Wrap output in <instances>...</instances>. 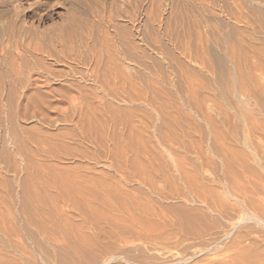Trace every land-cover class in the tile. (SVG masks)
Here are the masks:
<instances>
[{
    "label": "rangeland",
    "instance_id": "rangeland-1",
    "mask_svg": "<svg viewBox=\"0 0 264 264\" xmlns=\"http://www.w3.org/2000/svg\"><path fill=\"white\" fill-rule=\"evenodd\" d=\"M260 21L264 0H0V264H264V93L233 94L227 42L238 35L222 41L246 30L264 47ZM257 63L249 70L264 87ZM160 112L178 122H157ZM11 133L26 151L47 144L49 156L34 161L63 176L41 210L21 202ZM96 192L113 203L97 205Z\"/></svg>",
    "mask_w": 264,
    "mask_h": 264
},
{
    "label": "bare ground",
    "instance_id": "bare-ground-1",
    "mask_svg": "<svg viewBox=\"0 0 264 264\" xmlns=\"http://www.w3.org/2000/svg\"><path fill=\"white\" fill-rule=\"evenodd\" d=\"M240 3V2H239ZM235 9H237V8H235ZM239 9V8H238ZM237 12V11H236ZM238 15V14H237ZM243 15V14H242ZM256 15V14H255ZM241 16V15H240ZM240 18V17H239ZM257 18V17H256ZM250 19H251V17H250ZM250 19H246V20H250ZM253 19V18H252ZM254 20V19H253ZM256 20V19H255ZM263 20V19H262ZM257 22V21H256ZM255 22V23H256ZM246 25H247V22H246ZM251 26V25H250ZM259 26V31L262 33V34H264V22H262V21H260V25H258ZM252 27V26H251ZM250 29V28H249ZM246 31V30H245ZM244 30H241V31H237V32H232V34H228V36L226 37V38H224L222 41L223 42H227V40H230V38L232 37V36H236V35H238L237 37V40H236V44L234 45V43H230L229 44V42H227V45L229 46V59L228 60H230V63H232L233 64V67H232V69L229 71V70H227L226 71V75L229 77V78H233L232 80H234V82H235V86H236V88L235 89H232V92H233V94H235V95H238V96H249V95H254V94H259V96L260 95H262L263 93H264V87L261 85V84H259L258 83V81L255 79V78H253L251 75H252V73H251V70H249L250 69V67H253V68H257V65H258V63L257 62H264V47H262V46H260L259 44H258V42H257V37L255 38V37H253L252 36V34H250V33H248V31H246L245 32ZM257 31V30H256ZM255 31V32H256ZM253 32H254V30H253ZM254 34V33H253ZM236 38V37H235ZM191 41V40H190ZM189 41V42H190ZM219 41V40H218ZM196 43H197V45H199V46H201L202 48H207L208 47V42H207V39L205 38V39H203L201 36H199V35H197L196 36ZM219 45V44H218ZM262 45V44H261ZM182 46V45H181ZM200 47V48H201ZM95 48V47H94ZM188 48V47H187ZM186 48V49H187ZM194 48V47H193ZM104 50V49H103ZM203 50V49H202ZM182 52V51H181ZM126 53V52H125ZM128 53V52H127ZM183 53V52H182ZM96 54V53H95ZM94 54V55H95ZM129 54V53H128ZM127 54V55H128ZM184 54V53H183ZM204 54H206V58L208 59V57L212 60V61H216V62H218V63H221L222 64V59H219V58H216L215 57V54H213V53H211V52H209L208 50H206V52L204 51ZM42 55V54H41ZM108 56V55H107ZM184 56V55H183ZM224 57V56H223ZM36 58V57H35ZM115 58V57H114ZM128 58V57H127ZM198 58V57H197ZM124 59H126V58H124ZM179 59V58H178ZM203 59V58H202ZM255 59V60H254ZM95 60L98 62L99 60H100V58H99V56H97V55H95ZM114 60V59H113ZM113 60H111V61H113ZM116 60V59H115ZM210 60V61H211ZM179 61V60H178ZM209 61V60H208ZM254 61H257L256 62V64H255V62ZM44 63V62H43ZM99 63V62H98ZM112 64V63H111ZM209 64V63H208ZM253 64H255V65H253ZM114 65V64H113ZM182 65V64H181ZM184 65V64H183ZM210 65V64H209ZM246 66V68L245 67H243L244 68V71L241 69V66ZM253 65V66H252ZM38 66V68H42V66L40 65V64H38L37 65ZM259 66V65H258ZM108 67V66H107ZM205 67V66H204ZM178 68H181V67H178ZM263 68V67H262ZM122 69V68H121ZM124 69V68H123ZM183 69V68H182ZM258 69H260V67L258 68ZM117 70V69H116ZM187 69H185V71H186ZM207 70V69H206ZM94 71V70H93ZM179 71V70H178ZM188 71V70H187ZM186 71V72H187ZM40 72V71H39ZM41 72H43V73H47V69H43ZM111 72V71H110ZM14 73H16L15 75H17L18 76V74H19V71L18 70H15L14 68H13V71H12V74H14ZM18 73V74H17ZM119 73V72H118ZM126 73V72H125ZM264 73V72H263ZM262 73V74H263ZM121 74H122V71H121ZM188 74V73H187ZM215 74V73H214ZM260 74V73H259ZM48 75V74H47ZM189 76V75H188ZM120 78V77H119ZM122 78V77H121ZM124 78V77H123ZM120 80V79H119ZM223 80V79H222ZM41 81V80H40ZM128 81V80H127ZM200 81V80H199ZM216 81V80H215ZM196 82V81H195ZM248 83L250 84V85H248ZM124 84H126V83H124ZM221 85L223 84V83H220ZM225 84V83H224ZM231 85V84H230ZM131 86V85H130ZM224 88V87H223ZM232 88V87H231ZM8 89V88H7ZM193 89V88H192ZM38 90V89H37ZM39 90H40V88H39ZM155 90H156V88H155ZM186 90V89H185ZM188 90V89H187ZM210 90V89H209ZM229 90V89H228ZM12 93H15L16 94V92H17V88H11V90H10ZM231 91V90H230ZM155 92V91H154ZM188 92H190V91H188ZM8 93H9V91H8ZM33 93V92H32ZM35 93V92H34ZM10 94V93H9ZM80 94V93H79ZM155 94V93H154ZM189 95V94H188ZM187 95V96H188ZM28 96V95H27ZM192 96V95H191ZM189 97V96H188ZM171 98V97H170ZM192 98V97H191ZM232 98V97H231ZM87 99V98H86ZM174 99V98H173ZM252 100H254V99H252ZM171 101V100H170ZM33 103V102H32ZM35 104V103H34ZM87 104V103H86ZM91 104V103H90ZM152 104V103H151ZM171 104H172V102H171ZM262 104V103H261ZM94 105V104H93ZM163 105V104H162ZM103 106V105H102ZM264 106V105H263ZM7 107H9L8 105H7ZM94 107V106H93ZM161 107V106H160ZM170 107V106H169ZM91 108V107H90ZM174 108V107H173ZM243 108V107H242ZM95 109H96V107H95ZM106 109V108H105ZM153 109V108H152ZM94 110V109H93ZM157 110V109H156ZM162 110H163V108H162ZM177 110V109H176ZM247 110V109H246ZM90 111V110H89ZM154 111V110H153ZM158 111V110H157ZM4 112V111H3ZM2 112V113H3ZM10 112H12V111H10ZM99 112V111H98ZM172 112V111H171ZM15 113V112H14ZM90 113V112H89ZM92 113V112H91ZM161 113V112H160ZM168 113V112H167ZM156 114V113H155ZM182 115V114H181ZM86 116V118H87V115H85ZM143 116H144V114H143ZM180 116V115H179ZM254 116V115H253ZM92 117V116H91ZM104 117V116H103ZM183 117V116H182ZM255 117V116H254ZM150 118V117H149ZM251 118V117H250ZM163 119H165L166 120V123L167 124H172L173 122H174V120L175 121H177L176 120V118L175 117H173L172 115L171 116H163L162 115V113L161 114H159V117H158V120H156L157 122H159V121H162ZM180 119V118H179ZM208 123H210V124H212V117H210V116H205V118H204ZM86 120V119H85ZM91 120V119H90ZM95 120V119H94ZM251 121L250 122H252L253 120L252 119H250ZM256 120V119H255ZM248 121V120H247ZM246 121V122H247ZM91 122V121H90ZM93 122V121H92ZM100 122V121H99ZM142 122V121H141ZM178 122V121H177ZM245 122V123H246ZM86 123H87V121H86ZM102 123V122H101ZM259 123H262V122H259ZM175 124V123H174ZM249 124V123H248ZM264 124V123H263ZM102 125V124H101ZM256 125L257 126H259L260 124H258V123H256ZM256 125H255V127H256ZM80 125L78 124V127H79ZM211 126V125H210ZM210 126H209V128H210ZM248 126H251V125H248ZM253 126H254V124H253ZM260 126H263V125H260ZM78 127H76V128H78ZM87 127V126H86ZM264 127V126H263ZM81 128V127H80ZM83 128V127H82ZM88 128V127H87ZM213 127H211V129H212ZM235 128V127H234ZM262 128V127H261ZM79 129V128H78ZM171 129H173V128H171ZM214 129V128H213ZM216 129V128H215ZM214 129V130H215ZM247 129V128H246ZM262 129H264V128H262ZM86 130H88V129H86ZM213 130V131H214ZM227 130V129H226ZM232 130V129H231ZM231 130H229V131H231ZM235 130V129H234ZM79 131V130H78ZM91 132H93L92 130H90ZM216 131V130H215ZM246 131V130H245ZM7 132H8V130H7ZM254 132V131H253ZM252 132V133H253ZM74 133H75V131H74ZM86 133H88V132H86ZM95 133H96V131H95ZM212 133V132H211ZM217 133V132H216ZM231 133H232V131H231ZM29 134V133H28ZM27 134V135H28ZM67 134H68V132H67ZM219 134H220V132H219ZM236 134V133H235ZM256 134V133H255ZM17 135V134H16ZM15 134L14 135H12V133H11V139L9 140V141H11V155L13 154V156L15 157V158H17L18 160H20V162H22V168L20 167V168H16V171H15V176H18L19 177V179H21V185L19 186V189H20V193H21V202L23 203V204H25V205H28V206H31V207H34L36 210H38V209H40V208H43V207H45V206H47V203H49V202H52L53 201V198H52V196H50V193H56V194H58V195H60V193H61V191H62V186H63V176H62V174L59 172V170H58V168H55L54 166H53V168H47L45 165V163H42V164H40V163H38V161L37 162H35L34 160H35V158H41V156H43V155H47L48 154V156H49V154H50V150H51V148L47 145V144H45V143H40L38 146H36L35 148H34V151H31V150H28V151H26V149L24 148V145L18 140V138H17V136H16ZM72 135V134H71ZM77 135V134H76ZM82 135V134H81ZM81 135H80V138H81ZM232 135V134H231ZM246 135V134H245ZM248 135V134H247ZM250 135H251V133H250ZM254 135V134H253ZM263 135V134H262ZM36 136V135H35ZM73 136V135H72ZM92 137H93V133H92V135H91ZM97 136V135H96ZM115 136H116V134H115ZM234 135H232V137H233ZM46 137H48V136H46ZM51 137V136H50ZM71 137V136H70ZM78 137V136H77ZM86 137H87V135H86ZM117 137V136H116ZM242 137H244V136H242ZM248 137V136H247ZM246 137V138H247ZM251 137V136H250ZM29 138V137H28ZM52 138V137H51ZM66 138V137H65ZM69 138V137H68ZM236 138V137H235ZM49 139V138H48ZM48 139H46V140H48ZM53 139H54V137H53ZM82 139V138H81ZM97 139H99L98 137H97ZM166 139V138H165ZM169 139V138H168ZM225 139V138H224ZM244 139V138H243ZM250 139V138H249ZM248 139V140H249ZM21 140V139H20ZM58 140V139H57ZM100 140V139H99ZM118 140V139H117ZM220 141H221V137H220V139H219ZM255 140V139H254ZM22 141V140H21ZM81 141V140H80ZM98 141V140H97ZM54 142H55V140H54ZM53 142V143H54ZM104 142V141H103ZM226 142H227V140H226ZM242 142H243V140H242ZM49 143V142H48ZM218 143H219V141H218ZM263 143V142H262ZM231 144V143H230ZM50 145H52V144H50ZM56 145V144H55ZM214 145V144H213ZM251 145H253V144H251ZM53 146V145H52ZM224 147H226V145H223ZM235 146V145H234ZM219 147V146H218ZM254 147V146H253ZM56 148V147H55ZM54 148V150H57V149H55ZM58 148V147H57ZM145 148V147H144ZM229 148V147H228ZM241 148V147H240ZM4 149V148H3ZM30 149V148H29ZM146 149V148H145ZM212 150H211V155L212 156H215V157H217V158H220V160L222 161V166L223 165H225V164H227V161H228V156L226 155V153L225 152H223V153H221V151L218 149V148H216L215 146H213L212 148H211ZM231 149H233V148H231ZM230 149V150H231ZM53 150V149H52ZM76 150V149H75ZM224 150H226L225 148H224ZM229 150V149H228ZM234 150V149H233ZM58 151V150H57ZM240 151V150H239ZM258 151V150H257ZM53 152V151H52ZM56 152V151H55ZM60 152V151H59ZM66 152V151H65ZM70 152V151H69ZM82 152V151H81ZM150 152V151H149ZM232 152V151H231ZM230 152V153H231ZM76 153V152H75ZM225 153V154H224ZM247 153V152H246ZM54 154H56V153H54ZM69 154V153H68ZM243 154V151H242V153H238V152H236V154H234V155H232V153H231V155L234 157V158H238V156L240 155H242ZM248 154V153H247ZM256 154V153H255ZM83 155V154H82ZM51 156V155H50ZM74 156V155H73ZM208 156V155H207ZM207 156H205L206 157V159H208L207 158ZM257 156V155H256ZM204 157V158H205ZM247 157V156H246ZM83 158V157H82ZM252 158V157H251ZM248 159V158H247ZM54 160V159H53ZM58 160V159H57ZM123 160V159H122ZM80 161V160H79ZM240 161V160H239ZM40 162V161H39ZM55 162H57V161H55ZM58 162H59V160H58ZM61 162V161H60ZM122 162H124V160L122 161ZM119 163V162H118ZM128 163V162H127ZM201 163H202V161H201ZM204 163V162H203ZM239 163V162H238ZM117 164V163H116ZM120 164V163H119ZM210 164V163H209ZM247 164V163H246ZM256 164V163H255ZM254 164V165H255ZM253 165V164H252ZM112 166H115L114 168H117V166H119V165H112ZM133 166V165H132ZM210 166H212V165H210ZM221 166V167H222ZM225 166H227V165H225ZM245 166V165H244ZM250 166V165H249ZM60 167V166H59ZM127 167V166H126ZM135 168H137L136 166H134ZM134 167H133V169H134ZM201 167V166H200ZM255 167V166H254ZM80 168H82V167H80ZM177 168H180V167H177ZM203 168V167H202ZM253 168V167H252ZM83 170H85V168H82ZM113 169V168H112ZM118 169H119V167H118ZM118 169H117V172H118ZM210 169H211V174L212 175H216V172H215V169L214 168H212V167H210ZM221 169V168H220ZM223 169V168H222ZM77 170H79V169H77ZM87 170V169H86ZM85 170V172H87ZM122 170V169H121ZM126 170H127V168H126ZM182 170V169H181ZM203 170V169H202ZM233 170V169H232ZM72 171V170H71ZM80 171V170H79ZM78 171V172H79ZM163 171V170H162ZM178 171H180V170H178ZM243 171V170H242ZM74 172V171H73ZM77 172V171H76ZM81 172V171H80ZM122 172V171H121ZM127 172V171H126ZM260 172V171H259ZM94 173V172H93ZM119 173V172H118ZM123 173H124V171H123ZM129 173V172H128ZM179 173H181L182 174V172H179ZM186 173V172H185ZM262 173V172H261ZM21 174V175H20ZM70 174V173H69ZM74 174L76 175V173L74 172ZM78 174V173H77ZM87 174H89V173H87ZM115 174V173H114ZM131 174V173H130ZM180 174V175H181ZM195 174V173H194ZM263 174V173H262ZM71 175H73V174H71ZM91 175H92V173H91ZM113 175V174H112ZM111 175V176H112ZM120 176H121V174H119ZM134 175V174H133ZM164 175H165V173H164ZM179 175V176H180ZM182 175H184V173L182 174ZM181 175V176H182ZM256 175V174H255ZM122 176H124V175H122ZM136 176V175H135ZM145 176V175H144ZM226 176H228V174L226 175ZM240 176V175H239ZM260 176V175H259ZM79 177V176H78ZM106 177H108V175L106 176ZM110 177V176H109ZM128 177V176H127ZM140 177V176H139ZM253 177V176H252ZM80 178V177H79ZM84 178V177H83ZM86 178V177H85ZM88 178V177H87ZM86 178V179H87ZM92 178V177H91ZM102 178V177H101ZM119 178V177H118ZM134 178H136V177H134ZM150 178V177H149ZM166 179H167V177H165ZM221 178V177H220ZM89 179V178H88ZM96 179V178H95ZM129 179V178H128ZM131 179H133V178H131ZM142 179V178H141ZM145 179L146 180H148L146 177H145ZM223 179V178H222ZM245 179V178H244ZM247 179H248V177H247ZM246 179V180H247ZM74 180V179H73ZM122 180V179H121ZM125 180V179H124ZM135 180V179H134ZM134 180H133V182H134ZM139 180H140V178H139ZM156 180V179H155ZM184 180V179H183ZM189 180V179H188ZM228 180H230V179H228ZM241 180V179H240ZM76 181V180H75ZM78 181V180H77ZM83 181V180H82ZM104 181V180H103ZM126 181V180H125ZM138 181V180H137ZM144 181V180H143ZM225 181V180H224ZM79 182H80V180H79ZM85 181H83V183H84ZM99 182V181H98ZM105 182V181H104ZM151 182H152V180H151ZM155 182V181H154ZM184 182H185V180H184ZM186 182H188V181H186ZM186 182H185V184H186ZM214 182V181H213ZM212 182V183H213ZM229 182H231V180L229 181ZM236 182V181H235ZM95 183V182H94ZM119 183V182H118ZM131 183H132V181H131ZM130 183V184H131ZM137 183V182H136ZM168 183V181L166 180V183L165 184H167ZM189 183V182H188ZM216 183H218V184H221V182L219 181V180H216ZM237 183V182H236ZM95 184H97V183H95ZM102 184V183H101ZM106 184V183H105ZM120 184V183H119ZM118 184V185H119ZM144 184V183H143ZM143 184H142V187H143ZM150 184V183H149ZM149 184H148V186H149ZM152 184V183H151ZM190 184V183H189ZM197 184H200L199 182H197ZM215 184V183H214ZM230 184V183H229ZM232 184V183H231ZM243 184V183H242ZM251 184V183H250ZM79 185V184H78ZM78 185H77V187H78ZM85 185V184H84ZM89 185V184H88ZM104 185V184H103ZM111 184H109V186H110ZM126 184H124V186H125ZM137 185H139V183H137ZM155 185V184H154ZM153 184H152V187L154 186ZM182 185H184V184H182ZM193 185V184H192ZM202 184H200L199 186H201ZM222 185V184H221ZM236 185V184H235ZM252 185V184H251ZM258 185V184H257ZM87 186V185H86ZM127 186V185H126ZM125 186V187H126ZM129 186V185H128ZM128 186L126 187V188H128ZM141 186V185H140ZM146 186V182H145V185H144V187ZM156 186V185H155ZM155 186H154V188H155ZM191 186V185H190ZM198 186V187H199ZM212 186V185H211ZM253 186H254V184H253ZM253 186H252V188H253ZM81 187V186H80ZM92 187H94V186H92ZM91 187V188H92ZM98 187H100V188H98L99 189V191H101L100 189L101 188H104V187H106L105 185L104 186H102V185H99ZM118 187V186H117ZM141 187V188H142ZM184 188H187V187H185V186H183ZM192 187V186H191ZM194 187V186H193ZM197 187V188H198ZM261 187V186H260ZM79 188V187H78ZM146 188H147V186H146ZM195 188V187H194ZM196 188V189H197ZM219 188V187H218ZM256 188V187H255ZM80 189V188H79ZM78 189V190H79ZM113 189V188H112ZM156 189V188H155ZM178 189V188H177ZM205 189V188H204ZM206 189H208V188H206ZM212 189V188H211ZM210 189V191H212ZM83 190H85V189H83ZM106 190H108L107 188H106ZM118 190V189H117ZM127 190V189H126ZM146 190V189H145ZM147 190H149V189H147ZM192 190V192L194 191L193 189H191ZM214 190V189H213ZM240 190V189H239ZM243 190V189H242ZM94 191V190H93ZM98 191V192H99ZM151 191V190H150ZM153 191V190H152ZM157 191V190H156ZM181 190H179V192H180ZM199 191H201V190H199ZM254 191V190H253ZM84 192V191H83ZM116 192V191H115ZM120 192V191H119ZM118 192V193H119ZM166 192V191H165ZM171 192V191H170ZM178 192V191H177ZM197 192V191H196ZM195 192V193H196ZM216 192V191H215ZM239 192H241V191H239ZM19 193V192H18ZM92 192H90V194H91ZM97 193V192H96ZM105 193H107V192H105ZM158 193V192H157ZM167 193V192H166ZM173 193V192H172ZM222 193V192H221ZM227 193V198H229V199H232V200H234L235 202H238V203H242V204H244L245 205V198H244V196L243 195H241L240 193H238L237 191H235V190H229V191H227L226 192ZM248 193V192H247ZM87 194V193H86ZM89 194V195H90ZM95 194V193H94ZM104 194V193H103ZM120 194V193H119ZM159 194V193H158ZM161 194V193H160ZM159 194V195H160ZM182 194V193H181ZM223 194H225V193H223ZM108 195V194H107ZM106 195V196H107ZM112 195V194H111ZM260 195H262V194H260ZM92 196V195H91ZM127 196H128V194H127ZM130 196V195H129ZM138 196V195H137ZM140 196V195H139ZM164 196V195H163ZM170 196V195H169ZM173 196H174V194H173ZM181 196V195H180ZM182 196H183V194H182ZM198 196H199V194H198ZM59 197V196H58ZM94 197V196H93ZM105 197V196H104ZM141 197V196H140ZM162 197V196H161ZM178 197V196H177ZM85 198V197H84ZM83 198V199H84ZM91 198V197H90ZM119 198V197H118ZM199 198V197H198ZM198 198H196V199H198ZM248 198V197H247ZM94 199H95V201L98 203L97 205H100V206H104V205H107V204H110L111 202H112V200L114 199V196H107V199H105V198H103V197H101L100 196V193H97V194H95V197H94ZM93 199V200H94ZM131 199H132V196H131ZM143 199H144V197H143ZM159 199V198H158ZM171 199V198H170ZM192 199V198H191ZM250 199V198H249ZM3 200V199H2ZM147 200V199H146ZM154 200H155V198H154ZM186 200V199H185ZM213 200V199H212ZM121 201V200H120ZM132 200H128L127 199V204L128 205H132V203L133 202H131ZM137 201V200H136ZM145 201V200H144ZM175 201H177V200H175ZM174 201V202H175ZM179 201V200H178ZM199 201V200H198ZM249 201V200H248ZM86 202V201H85ZM126 202V201H125ZM151 202V201H150ZM158 202H160V201H158ZM166 202V201H165ZM183 202V201H182ZM185 202H187V201H185ZM184 202V203H185ZM215 202V201H214ZM220 202V201H219ZM218 202V203H219ZM251 202V201H250ZM113 203V202H112ZM122 203H124V202H122ZM141 203V202H140ZM139 203V204H140ZM145 203H147V202H145ZM144 203V204H145ZM208 203H209V201H208ZM216 203V202H215ZM263 203V202H262ZM90 204V203H89ZM94 204V203H93ZM126 204V203H125ZM138 204V206H140ZM156 204V203H155ZM251 204H252V202H251ZM250 204V205H251ZM254 204H256V203H254ZM7 205V204H6ZM148 205V204H147ZM152 205V204H151ZM220 205V204H219ZM122 206H124L125 207V205H121V207ZM135 206V205H134ZM209 206V205H208ZM211 206V205H210ZM221 206V205H220ZM253 206V205H252ZM8 207V206H7ZM93 207H96V206H93ZM128 207V206H127ZM141 207V206H140ZM139 207V208H140ZM142 207H144V206H142ZM187 207H189V206H187ZM195 207V206H194ZM222 207V206H221ZM246 207H249L250 208V206H249V204H246ZM256 207H257V205H256ZM190 208H191V206H190ZM199 208V207H198ZM209 208V207H208ZM207 208V209H208ZM95 209V208H94ZM109 209H110V206H109ZM120 209V208H119ZM151 209H153V208H151ZM156 209H158V208H156ZM218 209V208H217ZM239 209V208H238ZM247 209V208H246ZM41 210V209H40ZM117 210H118V208H117ZM122 210H123V208H122ZM137 210V209H136ZM141 210H142V208H141ZM140 210V211H141ZM147 210V209H146ZM155 209H153V211H154ZM206 210V209H205ZM247 210H249V209H247ZM252 210H254L253 208H252ZM43 211V210H42ZM126 211V210H125ZM142 211H144V210H142ZM149 211V210H148ZM240 211V210H239ZM242 211V210H241ZM45 212V211H44ZM101 212V211H100ZM127 212H129V211H127ZM131 212H132V210H131ZM135 212V211H134ZM152 212V211H151ZM156 211H154L153 213H155ZM208 212V211H207ZM219 212V211H218ZM254 212L256 213V209L254 210ZM258 212V211H257ZM119 213V212H118ZM123 213V212H122ZM125 213V212H124ZM146 213V212H145ZM157 213V212H156ZM247 213V212H246ZM126 214H128V213H126ZM159 214V213H158ZM157 214V215H158ZM259 214V213H258ZM124 214H122V216H123ZM131 215V214H130ZM129 215V216H130ZM140 215H142V214H140ZM160 215V214H159ZM158 215V216H159ZM167 215V214H166ZM46 216V215H45ZM103 216V215H102ZM113 216V215H112ZM154 216V215H153ZM157 216V217H158ZM165 216V215H164ZM199 216V215H198ZM142 217V216H141ZM47 218V217H46ZM114 218H116V217H114ZM121 218H123V217H121ZM120 218V219H121ZM132 218V217H131ZM149 218V217H148ZM152 218H154V217H152ZM159 218H160V216H159ZM164 218L165 217H162V219L164 220ZM172 218V217H171ZM191 218V217H190ZM196 218V217H195ZM249 218H251V216L249 217ZM107 219V218H106ZM110 219V218H109ZM120 219H119V221H120ZM126 219V218H125ZM139 219V218H138ZM138 219H136V220H138ZM166 219V218H165ZM192 219V218H191ZM244 219V218H243ZM51 221H52V219H50ZM112 220V219H111ZM127 220V219H126ZM134 220V219H133ZM193 220V219H192ZM238 220V219H237ZM240 220V219H239ZM249 220H251V219H249ZM248 220V221H249ZM257 220V219H256ZM99 221V220H98ZM108 221V220H107ZM140 221V220H139ZM143 221V220H142ZM161 221V220H160ZM165 221V220H164ZM197 221V220H196ZM253 221H254V219H253ZM258 221V220H257ZM126 222V221H125ZM147 222V221H146ZM54 223V222H53ZM102 222H100V224H101ZM108 222H106V224H107ZM114 223V222H113ZM122 223V222H121ZM137 223V222H136ZM148 223H150V222H148ZM152 223V222H151ZM153 223H155V222H153ZM152 223V224H153ZM205 223V222H204ZM262 223V222H261ZM103 224V223H102ZM120 224V223H119ZM126 224V223H125ZM142 224V223H141ZM185 224V223H184ZM16 225V224H15ZM129 225V224H128ZM143 225H144V223H143ZM172 225V224H171ZM6 226V225H5ZM100 226V225H99ZM112 226V225H111ZM113 226H114V224H113ZM137 226V225H136ZM150 226H152V225H150ZM157 226V225H156ZM160 226V225H159ZM39 227V229L41 230L42 229V226L41 225H39L38 226ZM90 227V226H89ZM94 227V226H93ZM108 227V226H107ZM110 227V226H109ZM116 227V226H115ZM139 227V226H138ZM142 227V226H141ZM141 227H139V230H140V228ZM79 228V227H78ZM112 228V227H111ZM117 228V227H116ZM144 228V227H143ZM172 228V227H171ZM80 229V228H79ZM168 229V228H167ZM112 230H115V229H112ZM120 230V229H119ZM126 230H127V228H126ZM132 230V229H131ZM146 229H144V231H145ZM169 230V229H168ZM38 231V230H37ZM135 231V230H134ZM2 232V231H1ZM102 232H104V231H102ZM149 232V231H148ZM147 232V233H148ZM122 233V232H121ZM120 233V234H121ZM128 233H130V232H128ZM145 233V232H144ZM152 233V232H151ZM125 234V233H124ZM141 235H142V233H140ZM149 235H150V233H148ZM62 235H64L65 236V234L63 233ZM63 236V237H64ZM106 236H108V235H106ZM121 236H123V234H121ZM126 236H128L127 235V233H126ZM133 236V235H132ZM135 236V235H134ZM110 237V236H109ZM142 237V236H141ZM146 237V236H145ZM150 237V236H149ZM142 238H144V237H142ZM151 238V237H150ZM160 238V237H159ZM113 238H111L110 240H112ZM141 239V238H140ZM120 240V239H119ZM135 240V239H134ZM154 240V239H153ZM152 240V241H153ZM138 241V240H137ZM142 241V240H141ZM144 241H146V240H144ZM92 242V241H91ZM131 242V241H130ZM143 243V242H142ZM69 244V243H68ZM132 244V243H131ZM102 247V246H101ZM107 252V251H106ZM21 254V253H20ZM102 254V253H101ZM110 254V253H109ZM16 256V255H15ZM23 256V255H22ZM106 256V255H105ZM28 258H31V257H28ZM29 261V260H28ZM10 262V261H9Z\"/></svg>",
    "mask_w": 264,
    "mask_h": 264
}]
</instances>
